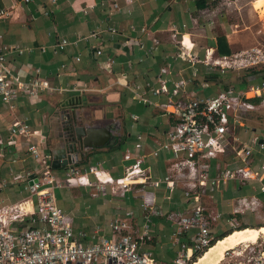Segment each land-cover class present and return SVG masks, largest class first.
Here are the masks:
<instances>
[{
	"label": "crops",
	"instance_id": "0c3cea01",
	"mask_svg": "<svg viewBox=\"0 0 264 264\" xmlns=\"http://www.w3.org/2000/svg\"><path fill=\"white\" fill-rule=\"evenodd\" d=\"M258 3L264 0H0V10L10 12L0 18V47L24 51L9 55L14 71L25 81L39 76L53 88L35 98L20 94L11 104L0 103V208L28 201L35 210V195L28 187L40 164L28 153V145L36 142L54 154L63 145L64 118L74 116L78 126L92 131L90 147L78 152L79 160H61L53 174L62 184L54 190L57 205L71 218L75 233L90 236L99 230L111 237L110 223L122 218L129 219L133 235L140 237L144 224L140 196L145 190L164 215L152 217V239L141 251L151 252L157 264H173L181 244L197 231L174 237L177 228L167 216L187 213L193 205L181 188L171 192L164 183L157 187L150 183L163 180L173 162L170 151L153 155L175 124L159 106L177 99L171 91L182 79L191 82L183 97L187 100L229 89L243 94L264 82V65L222 74L219 67L205 64L207 50L232 58L264 46V5L258 8ZM184 36L193 46L186 51L192 61L177 57ZM64 39L69 44L55 53ZM213 74L220 79L206 81L205 76ZM159 75L167 81L169 94H153L160 86ZM263 100L250 98L257 110L249 114L251 123L237 130L241 145L253 151L250 167L257 171L264 166V150L252 140L264 135ZM16 121L30 126L29 138L12 137L9 126ZM230 150L212 161V176L243 165ZM140 159L145 175L137 185L128 191L97 189L90 168L119 179ZM70 172L87 176L90 185H70ZM263 186L264 176L260 181L231 180L203 199L216 242L231 232L264 228Z\"/></svg>",
	"mask_w": 264,
	"mask_h": 264
},
{
	"label": "built area",
	"instance_id": "2783aa9c",
	"mask_svg": "<svg viewBox=\"0 0 264 264\" xmlns=\"http://www.w3.org/2000/svg\"><path fill=\"white\" fill-rule=\"evenodd\" d=\"M9 15L8 10H0V18ZM92 36L100 37L99 34ZM68 44L67 40H61L54 52H63ZM178 44L180 52L177 57L192 61L191 55L186 51H191L193 46L187 42L186 36ZM23 52L14 46L0 47V103L11 104L20 94L35 98L44 92L53 91L39 76L25 81L14 71L9 55H22ZM97 54L101 55L102 51L99 50ZM76 60L80 61V58ZM205 64L219 67L222 74L230 69L264 65V46L251 48L232 58L217 57L213 51L207 50ZM165 73L166 70L163 69L161 74ZM158 82L160 86L153 89V94H169L170 90L163 76L159 75ZM190 83L186 79L176 81L171 96L177 99L171 98L168 103L159 106L165 114L175 118V124L167 134V141L160 144L153 155L158 156L163 150L170 151L173 162L163 180L150 182L154 187L164 183L171 192L181 188L185 199L193 205L187 213L172 212L167 216L177 228L174 233L176 239L183 233L197 231L189 242L181 244V250L173 264H196L200 255L215 241L211 231V218L203 206L204 198L214 194L231 180L260 181L264 176V166L261 171L251 169L253 151L241 145L237 135L238 128L245 126L244 121L249 118V114L257 110L250 98L264 99V82L259 86H252L243 94L229 89L214 97L187 100L183 97L187 95ZM139 98L142 100V97ZM9 131L12 137L29 138L32 135L30 126L21 121L9 126ZM252 142L264 150V135L255 137ZM0 144H3L1 138ZM137 147L142 146L138 144ZM229 147H232L243 165L236 169L222 170L217 176H212V161L224 154ZM28 153L40 164V172L36 178L30 179L32 184L28 187L35 195L36 208L31 211L28 201L0 208V264H157L151 252L141 251V246L152 239V217L164 215L157 208L152 193L145 190L141 192L144 224L140 237L133 235L129 219L122 218H116L110 223L111 237L99 234V230L93 231L90 236L82 231L76 234L71 218L57 205L54 190L62 184L53 174L54 154L45 151L36 142L29 143ZM126 159L130 160L131 157L127 155ZM142 162V159L137 160L127 169L125 176L119 179H114L96 167L90 168V173L98 181L99 190L109 186L112 191H128L145 175ZM67 178L70 185H90L85 175L70 172ZM147 179H144L145 183ZM262 190L264 191V186ZM260 240L264 242L263 235ZM259 241L227 251L222 262L264 264V244L259 245Z\"/></svg>",
	"mask_w": 264,
	"mask_h": 264
},
{
	"label": "water",
	"instance_id": "95a60500",
	"mask_svg": "<svg viewBox=\"0 0 264 264\" xmlns=\"http://www.w3.org/2000/svg\"><path fill=\"white\" fill-rule=\"evenodd\" d=\"M66 116V120L65 118L63 120V145L59 150H55L54 152L53 168L61 167L57 166V163L64 159L68 161H72L73 159L79 160L78 152L84 148L90 147L89 141L92 131L78 126V121L74 116Z\"/></svg>",
	"mask_w": 264,
	"mask_h": 264
},
{
	"label": "bare ground",
	"instance_id": "6f19581e",
	"mask_svg": "<svg viewBox=\"0 0 264 264\" xmlns=\"http://www.w3.org/2000/svg\"><path fill=\"white\" fill-rule=\"evenodd\" d=\"M262 4H257V7L263 6ZM188 42V40H187ZM264 236V228L261 229H243L235 231L234 233L227 236L225 239L220 240L215 246L210 247L205 253H203L199 259L195 262L196 264H221L225 258L227 251L236 248L237 246L243 244H255L257 243L261 236Z\"/></svg>",
	"mask_w": 264,
	"mask_h": 264
},
{
	"label": "trees",
	"instance_id": "16d2710c",
	"mask_svg": "<svg viewBox=\"0 0 264 264\" xmlns=\"http://www.w3.org/2000/svg\"><path fill=\"white\" fill-rule=\"evenodd\" d=\"M219 54H222V51L220 50V48H219ZM205 79H206V81H208V82L218 81V80L220 79V75H219V74L208 75V76H205ZM231 233H232V232H231ZM231 233H229V234H231ZM229 234L223 236V238H220V239H225V237H227ZM216 243H217V242H216V240H215V241L213 242V244H212L211 247L215 246ZM200 256H201V255H200ZM196 261H197V260H196Z\"/></svg>",
	"mask_w": 264,
	"mask_h": 264
},
{
	"label": "rangeland",
	"instance_id": "374dc122",
	"mask_svg": "<svg viewBox=\"0 0 264 264\" xmlns=\"http://www.w3.org/2000/svg\"><path fill=\"white\" fill-rule=\"evenodd\" d=\"M251 120H252V118L250 117V118H248L247 120H245L244 122H245V124H246V123L248 124V123H251ZM228 149H229V150H230V149L232 150V147H229ZM231 150H230V151H231ZM258 244H259V245H263L264 242H263L262 240H260ZM221 264H225V263L222 262Z\"/></svg>",
	"mask_w": 264,
	"mask_h": 264
}]
</instances>
